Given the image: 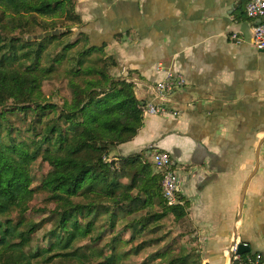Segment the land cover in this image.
Listing matches in <instances>:
<instances>
[{
	"label": "trees",
	"instance_id": "obj_1",
	"mask_svg": "<svg viewBox=\"0 0 264 264\" xmlns=\"http://www.w3.org/2000/svg\"><path fill=\"white\" fill-rule=\"evenodd\" d=\"M61 20L74 26L63 30ZM74 27H81L75 0H0V264H121L158 244V231L171 220L185 221V207L170 206L162 197V173L150 175L140 156H112L117 146L134 138L143 117L133 82L84 66L103 48L89 46L83 33L79 41L63 45L52 62L82 44L71 57L76 61L69 71V96L60 107L41 99V83L54 70L40 66L42 53L60 37L74 36ZM54 30L64 32L38 39ZM79 76L87 77L79 83L74 80ZM54 82L50 93L55 85L62 89ZM18 114L30 117L27 131L34 137L24 138L9 121ZM37 162L50 168L39 178L33 173ZM38 194L52 208L35 222L27 212ZM44 225L49 226L41 237L45 245L33 247V236ZM257 257L250 252L241 256L244 261ZM199 262L198 255L180 253L166 264Z\"/></svg>",
	"mask_w": 264,
	"mask_h": 264
},
{
	"label": "crops",
	"instance_id": "obj_2",
	"mask_svg": "<svg viewBox=\"0 0 264 264\" xmlns=\"http://www.w3.org/2000/svg\"><path fill=\"white\" fill-rule=\"evenodd\" d=\"M248 2L75 0L89 46L114 59L139 103L155 102L166 70L184 80L168 112L143 118L112 156H140L150 175L161 173L154 153L175 162L201 264H228L234 239L264 264V50L252 46Z\"/></svg>",
	"mask_w": 264,
	"mask_h": 264
},
{
	"label": "rangeland",
	"instance_id": "obj_3",
	"mask_svg": "<svg viewBox=\"0 0 264 264\" xmlns=\"http://www.w3.org/2000/svg\"><path fill=\"white\" fill-rule=\"evenodd\" d=\"M59 21V20H58ZM61 23L60 26H63V30L67 28H71L74 25L69 22H58ZM75 28V27H74ZM76 31L74 36H68L60 37L57 41H54L48 45H46V48L44 49L40 61V66L44 68H48L49 65H52L54 70L51 71V73L48 75L47 78H45L41 83V90L43 97L41 99H44L47 103H53L58 105L59 107L63 104L64 98H68L69 96V90H68V82L71 78V74H69V71L75 67V61L76 58H71L76 56L79 51L82 50V44L76 45L77 47L69 51L65 54V57L60 60L59 63L52 62L55 58L58 57L60 53H62V48L64 47L66 43H72L76 40L79 41V35L78 33L81 32V27H76ZM17 34V31L13 32L11 36H15ZM74 53V55H73ZM72 55V56H71ZM102 56V58H101ZM112 57H106L103 54L102 55H93L91 58L87 59L84 63V66H92L95 69L103 70V72L107 73L112 79H123L124 77H118L116 76V73L114 71V67L110 66L112 61L114 59H110ZM99 59H102V62H100ZM73 60V61H72ZM91 61V62H90ZM105 64V65H104ZM106 67V68H105ZM87 76H79L74 78L75 81L81 83ZM90 77H95L94 74H92ZM125 79V78H124ZM53 81H57V83H61L62 89L58 85H55V90L53 93L49 92V83ZM10 105V104H7ZM6 105V106H7ZM7 108V107H6ZM2 109V108H1ZM0 109V110H1ZM7 115H10L6 113ZM33 116V115H30ZM29 116H23L22 114L18 115H12L9 118V121L13 124V126L20 128V133H22L24 138H32L34 137V134H30L27 131V125H29ZM40 129L38 130V132ZM39 138L36 137V140ZM111 160V157L109 158V161ZM50 168L45 164L37 162L35 166L33 167V173L35 174L36 178H39L42 175H45ZM49 208H52V205H49L46 202V196L44 194H38L35 196L33 201L30 203V210L27 212V219L33 220L35 222H40L41 220L45 219L47 217V211ZM117 227L120 228V222L118 221ZM49 229V226L44 225L42 230L38 231L33 238L35 239L33 242V247H41L42 245H45V242L41 240V237L45 231ZM162 230L158 231V234L156 237H160L162 240L157 244L153 243L152 246L146 247L143 249L138 255H131L127 259L123 260L121 264H166L169 260H171L174 257H178L180 253L191 254V255H198L200 258V262L198 264H201V250L199 247L195 244V236L193 235L191 229L189 226L184 224L183 220L175 221L171 220V225L168 227L161 228ZM167 232L166 238L163 236L164 233ZM107 236L104 237V239L96 244H98V247L100 248V245L103 244L107 240ZM128 234H123L121 237L122 239H127ZM163 237V238H162ZM145 238V237H144ZM152 238L146 237L145 239ZM138 241V240H137ZM85 243H80V245H83ZM124 249V248H123ZM168 252V257L165 258V260H159V259H153L155 255H159L161 253ZM179 253V254H178ZM194 257V256H192ZM96 261H93L92 264H95Z\"/></svg>",
	"mask_w": 264,
	"mask_h": 264
},
{
	"label": "built area",
	"instance_id": "obj_4",
	"mask_svg": "<svg viewBox=\"0 0 264 264\" xmlns=\"http://www.w3.org/2000/svg\"><path fill=\"white\" fill-rule=\"evenodd\" d=\"M245 15L256 23L252 27L251 43L257 50H264V0H249L245 6ZM263 20V22H260ZM163 80L154 85L155 102L141 104L142 117L163 115L168 111L165 107L167 96L177 87L184 85L180 76H174L169 70L165 71ZM174 115V114H173ZM153 164L162 173L161 193L163 199L170 206L182 205L180 200L179 180L177 166L166 153L156 152L153 154ZM228 256V253H227ZM231 264H261L259 257L254 260L247 258L242 260L241 256L234 254Z\"/></svg>",
	"mask_w": 264,
	"mask_h": 264
},
{
	"label": "water",
	"instance_id": "obj_5",
	"mask_svg": "<svg viewBox=\"0 0 264 264\" xmlns=\"http://www.w3.org/2000/svg\"><path fill=\"white\" fill-rule=\"evenodd\" d=\"M260 22H263V20H261ZM63 32H64L63 30H61V31L54 30L52 32H46L43 35H39L38 39H42L43 37H49L51 35H58V34L63 33ZM249 248L250 247L248 244L241 243V242L235 243V239H234V241L232 242V244L230 246V250L228 249L229 250L228 264H231V260H232L234 254L239 255V256L248 254L250 252Z\"/></svg>",
	"mask_w": 264,
	"mask_h": 264
}]
</instances>
